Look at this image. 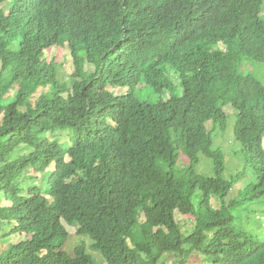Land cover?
<instances>
[{"label":"trees","instance_id":"16d2710c","mask_svg":"<svg viewBox=\"0 0 264 264\" xmlns=\"http://www.w3.org/2000/svg\"><path fill=\"white\" fill-rule=\"evenodd\" d=\"M56 46L70 53L69 83L46 59ZM227 106L245 159L231 179L212 134L227 130ZM12 139L31 152L16 156ZM263 142L264 0H0V224L24 236L0 264H96L85 243L63 250L66 226L106 264H264V235L239 214L264 219Z\"/></svg>","mask_w":264,"mask_h":264},{"label":"rangeland","instance_id":"374dc122","mask_svg":"<svg viewBox=\"0 0 264 264\" xmlns=\"http://www.w3.org/2000/svg\"><path fill=\"white\" fill-rule=\"evenodd\" d=\"M250 18L253 19V13H250ZM254 21V20H253ZM221 50H215V52H220ZM47 61H52L57 67V79L62 83H69V79L73 74V64L70 57V53L67 48H60V46H56L54 48H50L46 52ZM260 69H259V68ZM247 72L253 74L255 77L263 81V70L262 66L258 64H251V67L247 69ZM223 78L226 81L230 80V75L228 71H224ZM120 89L115 88L114 92L120 93ZM41 90L38 92V94ZM216 100V96H215ZM224 111L228 117V127L225 133H220L219 130L215 131L213 134L214 139V147L221 148L224 153L225 159V172L224 177L226 179H231L230 177L235 175L236 173H240L244 168V155L242 145L236 142L233 135V123H234V110L230 106L224 108ZM121 110H118V114ZM208 128L211 129V123L208 124ZM65 137V134H63ZM182 132H174L171 136L172 143L177 150V159H176V169L175 176L176 178H182L184 176L185 170L188 167L189 160L185 155V152L182 148ZM10 145L15 150V155L23 157L25 154L30 153L31 149L28 147L25 141L12 139L10 141ZM264 146V142H263ZM156 163L158 164L159 169L164 170L161 160L156 158ZM53 165L49 170L46 171V175L44 177H48L50 171L53 170ZM49 172V173H48ZM198 172L203 174L204 176H212L211 162L209 159L202 157L200 161V166L198 168ZM251 181H253V177L251 173L248 171L246 176L242 178L236 185L235 188L231 192V196L237 197L239 192L243 191V189L248 185ZM46 196V195H45ZM5 203L1 201L0 205H4ZM212 206L213 208L219 210L222 214H225L224 209L220 206L218 201L215 198H212ZM254 205H250V210H254ZM259 209V208H258ZM260 210V209H259ZM241 217H243V223L241 227L245 228L247 231L253 233L255 236L262 238L264 235V219L262 216L257 218L256 214L252 212L240 211L239 213ZM175 218L177 223L179 224L180 230L183 234L188 235L194 225L195 221L193 217L185 210V208L179 209L175 213ZM259 221V222H258ZM261 225V226H260ZM13 227L9 224H0V254L9 248L12 244L23 243L24 236L19 234H11V229ZM45 231L49 230V226L46 224L44 227ZM69 237L67 242L64 244L63 250L72 253L74 248L85 243L87 252L92 256L96 264H106L105 260L101 256L99 252H96L91 249L92 242L84 236L77 234L76 227L66 226ZM60 241H58L55 245H58ZM174 258L168 257L163 260V264H173Z\"/></svg>","mask_w":264,"mask_h":264}]
</instances>
